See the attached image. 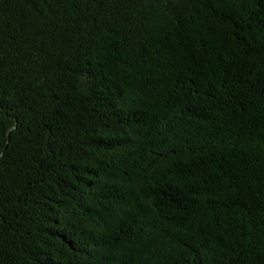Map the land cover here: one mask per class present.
Instances as JSON below:
<instances>
[{
  "label": "trees",
  "instance_id": "16d2710c",
  "mask_svg": "<svg viewBox=\"0 0 264 264\" xmlns=\"http://www.w3.org/2000/svg\"><path fill=\"white\" fill-rule=\"evenodd\" d=\"M0 264H264V0H0Z\"/></svg>",
  "mask_w": 264,
  "mask_h": 264
}]
</instances>
